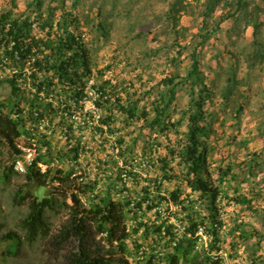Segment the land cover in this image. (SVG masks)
<instances>
[{
	"label": "trees",
	"instance_id": "obj_1",
	"mask_svg": "<svg viewBox=\"0 0 264 264\" xmlns=\"http://www.w3.org/2000/svg\"><path fill=\"white\" fill-rule=\"evenodd\" d=\"M68 1L28 0L25 11L17 12V0H10L11 6L0 10V70L6 68L11 73L0 78V86L7 84L10 89L9 95L0 99V155L6 149L14 159V152H18L14 142L25 131L24 124L22 126L21 117L18 120L12 119L11 112L21 115L25 109L31 119L46 118L56 131L65 133L66 130L69 139L76 140L70 150H59L58 144L53 146L50 140H46L47 134L37 129L39 142L43 146L47 145V156H56L62 163L71 155L77 161L85 151L80 149L83 144L82 136L74 132L75 128L85 130L90 127L94 135L102 133L103 136L107 132L113 134L116 133L118 114L125 115L124 119L128 124L133 120L143 122L139 134L134 138H144V150L148 148L153 151L155 147H162L164 140L170 142L169 134L179 132L183 124H186L187 130L184 143L180 147H175L172 143L166 145V153L159 156L160 172L150 178L137 194L127 187L123 176L125 173L128 176L135 175L130 171L132 159L129 164L128 158L135 153L136 141L127 143L124 137H118V153L109 156L111 161H103L105 172L108 170L107 165L116 164V174L113 177V172H109L106 187H101L102 189L98 188L97 181L77 185L78 177L72 178L75 169H57L55 172L50 169L42 173L30 168L25 175L26 182L15 193L16 204H28V211L20 221V227L25 231V239L33 244L40 237L48 238V249L56 258H59L63 250H68L69 253L63 256L64 264H131L127 258L133 254L129 244L131 240L135 241L136 252L143 248L144 260H138L135 264H155L158 251L163 249L167 251V264H221L222 258L215 259L213 255L220 250L218 244L224 227L219 202L227 200L253 208L254 199L241 193L240 186L234 187V195H229L230 179L238 178L232 164L218 166V177H212L209 167V141L217 116L206 107L213 98L214 91L206 83V77L201 70L198 45L204 46L216 36L226 21L242 20L244 29L253 27L255 46L261 50L256 52L255 58L251 56L247 59L249 67L253 68L257 62L264 61V42L257 37L264 25L261 20L264 7L255 0H197V4L190 0H164L168 8L163 15H159L160 21L167 23L166 26L174 31L173 45L178 47V55L171 61L176 63L185 49L179 39L180 36L186 39L187 34V28L180 26L184 13L202 14L200 31L196 35L198 45L190 53L192 61L186 74L181 75L175 71L162 78L151 106L141 108L140 102L146 95L150 97L155 89L143 91L136 99L127 92L125 99L118 85L113 84L110 79H101L98 76L95 83L90 85L94 73L90 49L81 29L82 15L88 18L87 24L108 39L115 26L110 18L122 12L119 9L121 0L94 1L97 6L95 18L81 11L85 5L83 0H70L71 3ZM220 6L222 12L215 17L214 13ZM90 8L93 10V7ZM58 10L61 13L56 19ZM144 35L145 32H141L137 36ZM156 53L157 50H152L150 54L156 56ZM236 63L238 64V58ZM229 68L228 86L220 93L224 100L231 99L240 82L237 65ZM103 74L101 72L100 77ZM183 86L188 88L190 99L188 106L181 110V116L176 119L175 115L180 111L177 106L178 90ZM88 90L95 91L94 104L100 114L97 113L99 117L96 118L91 112L84 114L81 111L84 123L76 126L75 114L81 110V102L89 98ZM236 105L238 116L246 105L244 101H236ZM34 111L37 115L33 114ZM261 133L264 135V128ZM106 142L108 137H103L100 141L104 145ZM261 155L258 151L251 153L246 163L249 176L254 175ZM43 156L40 155L39 159ZM175 157L180 158V173L171 165ZM118 158L122 160V166L119 165ZM13 175L16 172L14 164H11L4 170L3 179L7 181ZM117 180L122 183L123 189L120 191L127 190V193L114 199L112 191L116 190ZM165 181L179 183L168 198L162 195ZM183 182L191 192L181 186ZM49 183L55 187L42 198L38 195V190L32 188L33 185L38 188L46 187ZM185 192L187 195L183 197ZM192 193H199V197L194 199ZM69 198L72 204L68 203ZM169 203L175 206L172 213L182 224L183 231L177 228V223L169 216L165 217L166 208L163 206ZM199 203L206 206L202 213ZM143 204H146L145 208ZM48 211L68 214L66 222L57 232L52 231L47 217ZM150 212L155 214L152 220ZM130 219L135 222L131 226ZM201 227L210 238L207 246H200L202 237L198 232ZM237 228L239 235L247 240L256 237V246L260 247L264 236L259 230L253 227L251 230L241 226ZM140 230V238L143 239L141 243L134 238ZM2 239L13 241L9 252L18 251L20 237L17 233L9 232ZM251 259L249 264H264L261 262L263 257H260L261 260Z\"/></svg>",
	"mask_w": 264,
	"mask_h": 264
},
{
	"label": "rangeland",
	"instance_id": "obj_2",
	"mask_svg": "<svg viewBox=\"0 0 264 264\" xmlns=\"http://www.w3.org/2000/svg\"><path fill=\"white\" fill-rule=\"evenodd\" d=\"M27 1L17 0L18 8L16 11H25ZM83 1L85 5L82 6L81 11L90 15L91 18H95L97 6H95L94 1L96 0ZM190 1L198 3L197 0ZM255 2L264 7V0H255ZM68 3L71 1L69 0ZM10 6V0H0V10H5ZM90 7H93V10ZM167 8V3L164 0H121L119 9H122V12L116 16H111L110 21L115 22V26L108 39L99 35L96 29L87 24L88 18L86 19V16L84 18L82 15L84 23L82 21L83 27L81 29L85 35V43L90 49L94 73L90 85L95 83L98 76L101 79H110L113 84L118 85L120 93L124 95L125 99L128 96L127 92H130L133 99H136L138 94H142L143 91L155 89L150 97L146 95L140 102L142 108L151 106V101L158 93V83L162 78L175 71L181 75L186 74V70L192 61L190 53L198 45L196 35L200 31L202 14L199 12L195 15L191 13L182 14L180 26L187 28V34L186 39H183L182 36L179 39L185 49L175 63V61H171L174 56L178 55V47L173 45L175 33L166 26L167 23L161 22L159 17L166 12ZM221 12L222 6L218 7L214 16L220 15ZM60 13L61 11L58 10L56 19L59 18ZM261 20L264 21V13ZM141 32H145V35L138 37V33ZM257 37L264 42V25ZM255 39L252 26L244 29L242 20H229L222 24V30L204 46L198 45L201 70L206 77V83L214 91V96L208 101L206 107L210 112L215 113V117L217 116L213 122V132L209 141L211 144L209 167L212 177L214 179L218 177V166L225 167L229 163L232 164L234 173L238 175V178L236 180L230 179L229 195H234V187L240 186L241 193L254 199L253 208L227 202V200L219 202L221 204L220 216L224 221V227L221 230L222 238L218 244L221 248L219 254L221 253L223 257L221 264H249L251 258L259 260L260 257H263L260 260L264 263V239L260 242V247L257 248L258 239L256 237L249 240L245 239L239 235L240 231L237 228V226H241L251 230L253 227L264 236V135L261 133V129L264 128V61L257 62L253 68L249 67L247 62L251 56L255 58L256 52H261L260 48L255 46ZM152 50H157L156 56L150 54ZM237 58L238 64L236 63ZM232 65L238 67L237 75L240 82L231 99L224 100L220 93L228 86L229 67ZM101 72L104 74L100 77ZM9 91V86L2 84L0 86V99L7 97ZM177 97V106L180 111L176 113V119L181 116V110L188 106L190 99L188 88L181 87ZM91 99L92 96L90 95L86 104L88 109L93 107L92 103H89ZM236 101H244L246 105L244 111L238 116ZM95 116L98 118L97 113ZM124 116L123 114L117 116L116 133L109 134L107 132L102 136V138L108 137V142L104 146H97L99 139L95 138L96 135H93V132H87L91 148L84 151L86 155L83 162H87L91 166L94 178L101 179V187H106L107 181L104 180L105 171L101 160L107 153L108 157L106 158L111 161L112 158L109 156H112V148L118 145V137H124L127 143L131 144L136 141L135 153L128 158L129 164L132 159L130 165L134 169L135 175L128 182V186H130L132 193L137 194L150 178L155 177L160 172L159 156L166 153V145L172 143L175 147H180L184 143L187 126L183 124L179 128V132L170 133V142L164 140L162 147H155L153 151L145 147V151L142 148L144 138L140 136H137L136 140L134 138L139 134L143 122L133 120L128 124ZM60 143L62 144L61 141ZM4 150L0 155V264H64L63 256L69 253L68 250H63L59 258H56L48 249V238L40 237L33 244L25 239V231L20 227V221L28 211V204L17 205L15 193L26 180L23 175L18 174L11 176L7 181L3 179L4 170L11 164V158L6 149ZM254 151L261 152L262 155L254 175L249 176L246 163ZM115 165L114 163L107 165L106 169L108 168V170L105 174L112 171L113 177H115ZM171 165L180 173L179 157H175L171 161ZM65 167L66 169L70 167L68 162H66ZM178 185L179 183L176 181H165L162 195L168 198L170 192ZM181 186L187 192H191L185 182ZM32 188L38 190V187L34 185ZM49 191V187L46 189L41 187L38 195L42 198ZM187 192L184 193L183 197H186ZM192 197L197 199L199 193H192ZM167 207H169L170 212ZM199 207L201 213L205 211L206 206L203 203H199ZM163 208H166L165 217L169 216L174 223H177V228L183 231L182 224L177 221L175 214L172 213L176 209L175 206L169 203V205L165 204ZM149 216L152 220L155 214L150 212ZM47 217L52 231L57 232L66 222L68 214L66 212L48 211ZM234 229L238 230L233 232ZM9 232L17 233L20 237V244L16 253L9 252L13 241L2 239L3 235ZM141 233L142 230L137 236L140 237ZM200 234L203 235L200 246H207L210 238L205 233ZM133 243V240L129 242L131 246ZM213 255L217 257L218 254L214 253Z\"/></svg>",
	"mask_w": 264,
	"mask_h": 264
},
{
	"label": "clouds",
	"instance_id": "obj_3",
	"mask_svg": "<svg viewBox=\"0 0 264 264\" xmlns=\"http://www.w3.org/2000/svg\"><path fill=\"white\" fill-rule=\"evenodd\" d=\"M9 71L10 70H8L6 68H4V70L1 69L0 70V78H2L4 75L11 74ZM88 92H89V90H88ZM97 111H98V109H97ZM76 113H78V111H76ZM98 113L100 114V111ZM33 114L34 115H37L36 111H34ZM99 114H98V117H99ZM11 117H12V119H15V120H18L21 117L22 120H23L22 126L24 124V130H25V131H22V134L19 135L17 137V139L15 138L14 145H15L16 149L18 150V152H16V151L14 152V154H13L14 155V159H13V157H10L11 158V164H14V170L16 172V175L17 174L18 175H23L24 178H25V175L29 171L30 168H34V169H36V170H38V171H40L42 173H46L50 169L53 170V172H55L57 169H64L66 171L67 170H70V169H75V173L72 175V178L78 177V179H76V184L77 185L79 183L84 184L86 182L89 183L90 181H92V182L97 181L98 188L100 187V189H102L101 188V185H100V180L101 179L100 178H94V175L92 174V168H91V166L88 165L87 162L86 163L83 162V158L86 155L85 152L79 156V159L77 161L75 159H73L72 158L73 155H71L66 160H63V163L60 162L59 159L56 156H53V158L47 156V151H46L47 145L46 146H43L42 143L39 142V136H38L37 129L40 130V131H42L43 134H47L46 140H48V141L50 140L53 146H55V144H58L59 145L58 148H60L59 150L63 149L65 151H68V150H70L71 148L74 147V143H75L76 140H72L71 138L69 139V136H68V133H66V130H65V133L64 132L62 133L60 131H56V129H54V127L51 126L50 124H49V126L46 125L44 127V129H40L41 121L42 120H46V118H42L40 120H37V119L36 120H33V118L31 119L29 117V112L26 109L22 111V114L21 115L19 113H17V112H11ZM71 121H72V117H71ZM46 122L49 123L48 120H46ZM29 123L36 125L33 130H28L26 128V126ZM21 130H22V128H21ZM99 134H100V138L98 140V144H96V145L99 146V147H101V146H104V143H100L99 142V141L103 140L102 133H99ZM23 135H26L27 137H29V140H27V139L23 140V138H22ZM66 135L68 136V138H65ZM95 138H97V137H95ZM60 141L62 142V144L60 143ZM87 141H88V139H87ZM87 141L85 143L83 142L82 147L80 149L88 150L89 148H91L89 146V141H88V144L86 145ZM18 144H21L23 147H26V148L27 147L28 148L30 147L32 149H36L37 150V154H35V157H34V160H33L32 164L28 165L26 163V158H25V155H26L25 153L26 152L21 147H19ZM113 146H114V144H113ZM92 148H93V146H92ZM118 148H119L118 145H115L112 148V150H113L112 155L118 153ZM44 149H45V151H44ZM57 149H55V150H57ZM40 155H44V156L39 159V156ZM107 155L108 154L106 153L105 154V157L101 160L102 163H104L105 162V159H107L106 158V157H108ZM18 161H22V163L25 164V171L24 172L18 171L16 169V166H17V162ZM66 162H68L69 165H70V167H68V169H66V167H65ZM118 163H119L120 166L123 165L122 160L119 159V158H118ZM92 165H93V163H92ZM130 171H132L134 173V169L132 167H131V170ZM107 175H109V173L108 174H105V172H104L103 176H105L104 180H106V181H108V176ZM112 176H114L113 173H112ZM124 177H125V179L127 181V187L129 188L130 186H128V182H130V180L133 177V175H129V176L127 175V177L126 176H124ZM47 187H49L50 190H53V188L55 186H54V184L52 185L51 183H49V184H47L46 187H43V188L46 189ZM39 189L40 188H38V191H39ZM121 189H123L122 183L117 180V182H116V190H113L112 191L113 194H114L113 196H117V197H113L114 199H117V198L121 197L122 194L127 193V190H123V192H121L120 191ZM75 192H78V191L75 190ZM48 193H46V195ZM69 194H70V192H68V195ZM83 201L85 202V199H83ZM68 203L69 204H72L71 198L68 199ZM143 205H144L143 207L145 208L146 207V204H143ZM130 222H133V223H130ZM134 223H135L134 220L130 219L129 225L131 226ZM201 231H202V233H204L203 227H201L200 228V231L198 232V235H200L201 237H203V235L200 234ZM134 236H135L134 238L139 239L138 242H140V243L143 242V239L140 238V237H138L137 234L134 235ZM133 242H134L133 243V246L130 245V249H131V251H133V254L127 256V258L129 259V261H130L131 264H135L136 261H138V260H142V261L144 260L143 248H140L139 251L136 252V248L137 247H136V244H135V241L134 240H133ZM149 242H151V241H149ZM220 250H221V248H220ZM219 251L215 253V254H218L217 257L215 255V257H214L215 259L218 258V257H221L223 259L222 254L221 253L219 254ZM166 252H167L166 249H163V250H159L158 251L157 256L155 258V261H154L155 264H162V262H165V264H167V260L165 259Z\"/></svg>",
	"mask_w": 264,
	"mask_h": 264
},
{
	"label": "built area",
	"instance_id": "obj_4",
	"mask_svg": "<svg viewBox=\"0 0 264 264\" xmlns=\"http://www.w3.org/2000/svg\"><path fill=\"white\" fill-rule=\"evenodd\" d=\"M10 72V71H9ZM89 94L92 96V99L90 100V102L89 103H92V106L93 107H90V109H88L87 107H86V104L88 103V98L86 99V100H84V101H82L81 102V104H83V106L80 108L81 110L80 111H78V113H76L75 115V119H76V121L77 122H75V124H77L76 126H78V124L79 123H84V121H83V119H84V116L83 115H81V111H83V113L84 114H86V113H88V112H91V113H93V114H95V113H98V111H97V108H96V106H95V104H94V99H95V97H96V93H95V91L94 90H91V92L89 91ZM90 95H89V97H90ZM49 126V123L48 122H46V120H42L41 121V124H40V129H44V127L45 126ZM35 124H31V123H29L27 126H26V128L28 129V130H33L34 128H35ZM93 132L94 133V131H93V129L92 128H90V127H88V129H86V130H79V128L77 127L76 129H75V131L74 132H76L77 134H78V136H82V140H83V142L85 143L86 141H87V139H88V136H87V132ZM96 137L99 139L100 138V134L98 133L97 135H96ZM23 140H25V139H27V140H29V137H27L26 135H23ZM65 138H68V136L66 135L65 136ZM32 140V139H31ZM100 142V141H99ZM18 146L19 147H21L26 153V155H25V158H26V163L28 164V165H30V164H32V162H33V160H34V157H35V154H37V150L36 149H32V148H26V147H23L21 144H18ZM44 151H45V149H44ZM16 169L18 170V171H21V172H24L25 171V164L24 163H22V161H18L17 162V166H16ZM123 176H126L127 177V174L125 173ZM202 230V229H201ZM200 233H202V231L200 232Z\"/></svg>",
	"mask_w": 264,
	"mask_h": 264
}]
</instances>
